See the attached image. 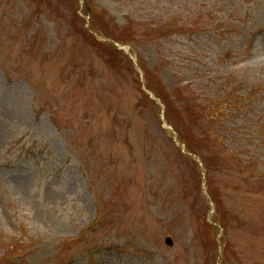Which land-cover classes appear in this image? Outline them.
Wrapping results in <instances>:
<instances>
[{
  "label": "rangeland",
  "instance_id": "1",
  "mask_svg": "<svg viewBox=\"0 0 264 264\" xmlns=\"http://www.w3.org/2000/svg\"><path fill=\"white\" fill-rule=\"evenodd\" d=\"M0 264H264V0H0Z\"/></svg>",
  "mask_w": 264,
  "mask_h": 264
},
{
  "label": "bare ground",
  "instance_id": "2",
  "mask_svg": "<svg viewBox=\"0 0 264 264\" xmlns=\"http://www.w3.org/2000/svg\"><path fill=\"white\" fill-rule=\"evenodd\" d=\"M95 27V25H93ZM91 33V35L97 40V44L98 45H109L112 47V49L114 50V47L117 45V42L107 36H103L102 34H94L92 31H89ZM99 36H102L103 38H105L104 40L99 39ZM126 50L129 52L128 48H126ZM115 51V50H114ZM121 53H124V50L120 51Z\"/></svg>",
  "mask_w": 264,
  "mask_h": 264
},
{
  "label": "trees",
  "instance_id": "3",
  "mask_svg": "<svg viewBox=\"0 0 264 264\" xmlns=\"http://www.w3.org/2000/svg\"><path fill=\"white\" fill-rule=\"evenodd\" d=\"M187 143V146L189 147V143H193V142H186ZM191 145V144H190ZM190 148V147H189ZM201 149H202V146H201ZM190 151H192V152H195V153H198V154H201V153H199V152H197V149H196V151H193V150H191V149H189Z\"/></svg>",
  "mask_w": 264,
  "mask_h": 264
},
{
  "label": "water",
  "instance_id": "4",
  "mask_svg": "<svg viewBox=\"0 0 264 264\" xmlns=\"http://www.w3.org/2000/svg\"><path fill=\"white\" fill-rule=\"evenodd\" d=\"M167 242H168L169 244H171V239H170V238H167Z\"/></svg>",
  "mask_w": 264,
  "mask_h": 264
}]
</instances>
